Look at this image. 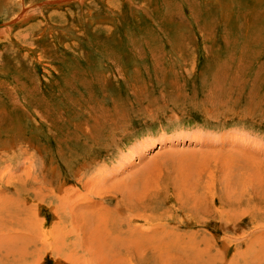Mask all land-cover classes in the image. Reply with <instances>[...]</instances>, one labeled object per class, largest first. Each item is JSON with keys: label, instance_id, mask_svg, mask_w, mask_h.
<instances>
[{"label": "rangeland", "instance_id": "374dc122", "mask_svg": "<svg viewBox=\"0 0 264 264\" xmlns=\"http://www.w3.org/2000/svg\"><path fill=\"white\" fill-rule=\"evenodd\" d=\"M263 239L264 0H0V264Z\"/></svg>", "mask_w": 264, "mask_h": 264}, {"label": "bare ground", "instance_id": "6f19581e", "mask_svg": "<svg viewBox=\"0 0 264 264\" xmlns=\"http://www.w3.org/2000/svg\"><path fill=\"white\" fill-rule=\"evenodd\" d=\"M23 2V1H22ZM241 157V156H240ZM136 191H138L137 189L135 190L134 189V191H132V195L131 196H134L135 194V192ZM129 195V194H128ZM226 199V198H225ZM222 201H224V200H222ZM224 203V202H223ZM164 238H166V237H164ZM167 239V238H166ZM251 239V238H250ZM262 240V239H261ZM164 241V240H163ZM187 241V240H186ZM263 241H264V239H263ZM159 243V242H158ZM162 243V242H161ZM187 243V242H186ZM263 243V242H262ZM163 244V243H162ZM194 245V244H193ZM158 249V248H157ZM162 249V248H161ZM191 249H192V247H191ZM195 251H197L196 249H195ZM191 252V251H190ZM206 253V252H205ZM165 255H168V254H165ZM166 257V256H165ZM202 257V256H201ZM166 258H168V257H166Z\"/></svg>", "mask_w": 264, "mask_h": 264}, {"label": "crops", "instance_id": "0c3cea01", "mask_svg": "<svg viewBox=\"0 0 264 264\" xmlns=\"http://www.w3.org/2000/svg\"><path fill=\"white\" fill-rule=\"evenodd\" d=\"M101 226V225H100ZM167 246H168V243H167ZM169 250H170V248H169ZM170 261V260H169ZM171 261H172V259H171Z\"/></svg>", "mask_w": 264, "mask_h": 264}]
</instances>
